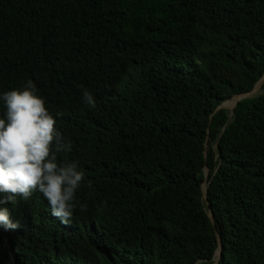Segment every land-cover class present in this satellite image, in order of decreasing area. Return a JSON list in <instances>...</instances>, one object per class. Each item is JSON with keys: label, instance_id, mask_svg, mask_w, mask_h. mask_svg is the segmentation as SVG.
I'll list each match as a JSON object with an SVG mask.
<instances>
[{"label": "trees", "instance_id": "trees-1", "mask_svg": "<svg viewBox=\"0 0 264 264\" xmlns=\"http://www.w3.org/2000/svg\"><path fill=\"white\" fill-rule=\"evenodd\" d=\"M263 73L264 0H0V91L33 81L85 177L68 223L5 205L0 264H264Z\"/></svg>", "mask_w": 264, "mask_h": 264}, {"label": "clouds", "instance_id": "clouds-1", "mask_svg": "<svg viewBox=\"0 0 264 264\" xmlns=\"http://www.w3.org/2000/svg\"><path fill=\"white\" fill-rule=\"evenodd\" d=\"M81 94L84 103L95 107L87 89ZM55 125L32 80L0 91V230L18 227L5 205L17 197L26 201L33 192L47 201L52 216L61 223L70 222L76 192L85 177L76 162H58V154L70 152L72 145Z\"/></svg>", "mask_w": 264, "mask_h": 264}, {"label": "water", "instance_id": "water-1", "mask_svg": "<svg viewBox=\"0 0 264 264\" xmlns=\"http://www.w3.org/2000/svg\"><path fill=\"white\" fill-rule=\"evenodd\" d=\"M264 75V73H263ZM263 75L259 78V80L255 83V85L253 86V88L248 91V92H245V93H238V94H235L233 95L230 99H234L235 100L233 101V106H232V109L233 107L236 105V103L238 102V100L242 99V98H247V97H251L252 95V92L255 90V88H257L258 86H260L263 82ZM226 101V100H225ZM225 101H222L220 104L217 105V107L215 108V110H218L220 108H226L224 103ZM232 109L230 111V113H228V117H230V114H232ZM204 147H205V151L204 153L206 152V147H207V141H205L204 143ZM204 179L207 178L208 176V167H204ZM202 191H203V200L206 204V212H207V215L208 217L210 218L211 222H212V225L214 226V222H213V213H212V208H211V205H210V202L209 200L206 199V192H205V183L203 182L202 183ZM221 248H222V245L220 243H218V246H217V251L215 252V261H214V264H217V261L218 259L220 258L221 256Z\"/></svg>", "mask_w": 264, "mask_h": 264}, {"label": "rangeland", "instance_id": "rangeland-1", "mask_svg": "<svg viewBox=\"0 0 264 264\" xmlns=\"http://www.w3.org/2000/svg\"><path fill=\"white\" fill-rule=\"evenodd\" d=\"M263 91L262 89V84L260 86H258L257 88H255V90L252 92V95L251 96H255L259 93H261ZM235 100V98L232 100V99H228L225 101L224 105H225V109L228 111V113H230L231 109H232V106H233V101ZM231 116V114H230Z\"/></svg>", "mask_w": 264, "mask_h": 264}]
</instances>
